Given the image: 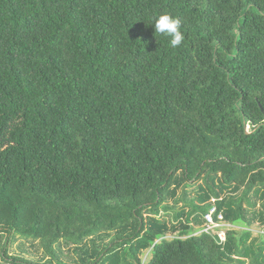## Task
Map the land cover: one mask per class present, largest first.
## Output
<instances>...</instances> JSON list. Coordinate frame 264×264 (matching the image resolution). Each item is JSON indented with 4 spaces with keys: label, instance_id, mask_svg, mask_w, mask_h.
I'll use <instances>...</instances> for the list:
<instances>
[{
    "label": "trees",
    "instance_id": "obj_1",
    "mask_svg": "<svg viewBox=\"0 0 264 264\" xmlns=\"http://www.w3.org/2000/svg\"><path fill=\"white\" fill-rule=\"evenodd\" d=\"M263 189L264 0H0V264H264Z\"/></svg>",
    "mask_w": 264,
    "mask_h": 264
},
{
    "label": "rangeland",
    "instance_id": "obj_2",
    "mask_svg": "<svg viewBox=\"0 0 264 264\" xmlns=\"http://www.w3.org/2000/svg\"><path fill=\"white\" fill-rule=\"evenodd\" d=\"M197 184H200V185L202 184V186H204L201 181H199ZM197 190H198L197 185H194L191 188H189V192H190L189 197L195 198L198 195ZM241 192L242 191H239L237 194H240ZM177 193H178V195H181L182 190L181 189L178 190ZM233 193L234 192H232V190L227 189L225 191L223 190V193L221 196H222V198H225V197H229L231 195L236 194V192H235V194H233ZM211 201H212V203H215L214 199ZM168 203L170 206H175V203L172 199H169ZM175 207H176V210L178 211L182 207V204H178V206H175ZM245 208L249 210V216H251L253 211L248 207L247 204H245ZM189 210H190L189 208L185 209V213H184L185 215L183 217H181L179 221L174 219V215H173L174 212H168L167 213L163 210L161 211L158 218L161 221H166L168 227H170V228H172L173 225H176L178 227L177 229L179 232L181 229L180 223H182L184 225L187 223L186 218L188 216ZM261 210H262V201L259 200L257 211H261ZM152 216L153 215L151 214L150 211L145 212V218L148 219ZM191 220H192L191 224L193 225L195 222V218H192ZM203 226H204V224H203ZM196 229H198V227ZM230 229H235L237 231L244 230V228H242V227L234 226V225H230L228 223H225V225L223 226V230L225 231V233L227 232V230H230ZM251 231L253 232L254 237H258L259 235L264 234V229L262 227V223L259 220H257L255 222V225L251 228ZM197 233L199 234L201 232H197ZM173 236H175V234L171 230V232L168 234V237L173 238ZM221 236L225 237V234H222ZM15 237H14L15 239L13 240V242L10 241V244H11L10 248H9L10 249L9 250L10 255L20 256L22 258L32 260L34 262L50 260V257L45 253L44 249L40 246V244L38 242H34L33 240H27V239L20 237V236H15ZM107 241L108 240H106V242ZM60 245H61V247H60L61 252L58 248L56 250L59 252L61 259L64 262H75V261L77 262L79 260L78 256L74 252V249H75L74 246H67L65 242H61ZM149 256H150V250L143 251V253L141 255L144 262H146L149 259Z\"/></svg>",
    "mask_w": 264,
    "mask_h": 264
},
{
    "label": "clouds",
    "instance_id": "obj_3",
    "mask_svg": "<svg viewBox=\"0 0 264 264\" xmlns=\"http://www.w3.org/2000/svg\"><path fill=\"white\" fill-rule=\"evenodd\" d=\"M155 32L170 38V45L178 47L185 39L184 34L180 31L181 21L170 14L159 15L154 22Z\"/></svg>",
    "mask_w": 264,
    "mask_h": 264
},
{
    "label": "built area",
    "instance_id": "obj_4",
    "mask_svg": "<svg viewBox=\"0 0 264 264\" xmlns=\"http://www.w3.org/2000/svg\"><path fill=\"white\" fill-rule=\"evenodd\" d=\"M217 212L216 208H213L208 215L205 216V226L201 233H213L217 231L220 242L225 243L227 241V234L223 230V226L225 225L224 217L222 214L218 215V218L215 219V214ZM225 234V237L221 235Z\"/></svg>",
    "mask_w": 264,
    "mask_h": 264
}]
</instances>
